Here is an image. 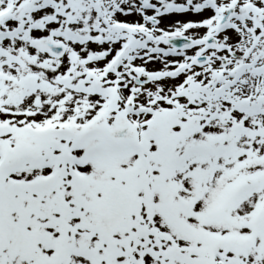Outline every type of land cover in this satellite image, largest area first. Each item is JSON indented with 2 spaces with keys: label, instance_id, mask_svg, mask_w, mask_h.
I'll return each mask as SVG.
<instances>
[{
  "label": "snow or ice",
  "instance_id": "1",
  "mask_svg": "<svg viewBox=\"0 0 264 264\" xmlns=\"http://www.w3.org/2000/svg\"><path fill=\"white\" fill-rule=\"evenodd\" d=\"M0 264H264V0H0Z\"/></svg>",
  "mask_w": 264,
  "mask_h": 264
}]
</instances>
